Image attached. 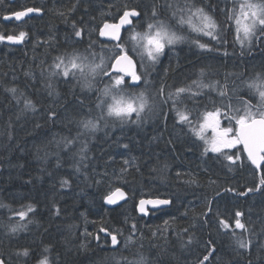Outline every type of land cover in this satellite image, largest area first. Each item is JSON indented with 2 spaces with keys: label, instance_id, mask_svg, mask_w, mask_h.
Segmentation results:
<instances>
[{
  "label": "trees",
  "instance_id": "trees-1",
  "mask_svg": "<svg viewBox=\"0 0 264 264\" xmlns=\"http://www.w3.org/2000/svg\"><path fill=\"white\" fill-rule=\"evenodd\" d=\"M124 2L4 0L0 4V15L23 7L42 9L40 16L28 17L20 25L12 23V27L0 19V34L18 35L20 30L27 33L21 44L0 42V201L14 211L29 203L35 208V212L29 214L32 223L19 221L8 208H0V259L6 264H23L25 260L27 264H37L42 256H48L51 264H134L143 256L145 264H197V260L212 252L205 264H264V192L236 194L258 184L260 174L245 156L243 163L238 161L229 170L223 157L217 159L215 154H203V142L186 126L176 123V115L170 111L171 102L156 119L144 120L139 125H120L112 121L105 126L100 121L97 131L77 136L82 131L79 120L95 119L99 115L95 107L98 93L81 90L75 81L66 83L62 77H50L44 70L49 69L57 55L70 53L73 47L84 52L90 35L99 41L98 28L105 21L112 22L117 7L122 8ZM130 2L138 5L142 12L147 11L145 20L151 17L154 0ZM157 2L164 4V0ZM225 2L198 0L210 12L215 10L214 15L221 24L224 16L219 9ZM227 2L230 4L229 0ZM73 5L74 10H70ZM165 15L168 13L162 7L161 19L166 18ZM73 24L82 29V39L75 37ZM227 39L226 45H216L212 51L202 50L190 42L179 49L172 48L169 74L160 83L168 85L183 71L193 74L194 66H198L196 69L204 72L198 79H208L218 88L227 84L228 89H232L242 87V80L254 79L257 73L264 72V44L256 43L251 52L245 49V54L241 55L233 37L229 35ZM94 50L97 55L107 53L99 43L94 45ZM178 53L185 55L181 65H177ZM167 55L165 59L159 58L155 65L146 62L147 71L141 70L144 78L154 70L161 71ZM49 83L52 95H49ZM184 86L188 85L178 83L171 91H166V96ZM11 88L17 89L16 98L8 91ZM197 90L203 92L195 98L199 103L184 94L187 97L184 103L194 121L205 106L212 110L213 101L219 106L222 99L211 88ZM244 94L247 95V89ZM227 99L223 98L225 102ZM25 100L32 102L34 111L25 110ZM53 111L56 116L50 119ZM65 137L75 139L70 150H65L62 142L57 144ZM124 144L128 147L124 148ZM85 146L86 158L80 161V149ZM132 158L139 171L129 168L124 181H117L116 176L125 166L123 161ZM177 172L181 173L179 177ZM193 178L197 183L188 182ZM65 179L69 183L62 186ZM116 186L126 191L128 199L120 206L106 208L103 197ZM228 188L235 192L225 191ZM142 195L144 198L163 195L172 199L173 204L141 217L135 204ZM209 200L214 202L213 211L205 225L201 214L207 211ZM217 209L225 218L234 217L236 210L243 213L241 219L249 233L237 229L236 238H250L249 249H239L230 232L217 230ZM165 220L169 221L166 232ZM16 222L27 223V227L12 234L9 228ZM133 222L137 224V231L133 242L125 248ZM101 224L123 230V236L118 237L117 250L110 249L109 238L107 243L101 239L99 244L94 238ZM232 226L234 228V223ZM86 231L93 236H85ZM189 235L191 244L187 243ZM23 248L30 250L29 257L16 255Z\"/></svg>",
  "mask_w": 264,
  "mask_h": 264
},
{
  "label": "snow or ice",
  "instance_id": "snow-or-ice-1",
  "mask_svg": "<svg viewBox=\"0 0 264 264\" xmlns=\"http://www.w3.org/2000/svg\"><path fill=\"white\" fill-rule=\"evenodd\" d=\"M2 3L4 0H0V4ZM162 7L168 13L164 19H161ZM74 8L75 5L70 10H74ZM214 11L210 12L203 4L198 3V0H164L162 6L157 0H154L151 17L145 20L144 17L148 16L147 11L142 12L138 5L131 3L130 0H125L122 8L117 7V15L113 17V21H105L102 27L98 28L101 40L92 39L90 35L88 48L84 52L73 47L70 53L57 55L49 69L44 71H48L50 77H62L66 83L75 81L81 90L98 93L95 107L99 110V115L95 119L82 118L79 120L78 124L82 131H79L77 136L97 131L100 121H103L105 126L112 121L119 122L120 125H139L145 119L142 113L159 114L157 109L159 108L162 112L163 107L168 106L171 102L170 111L175 113L176 123L186 126L197 140L203 142V154H215L217 159L223 157L227 161L229 170L238 161L243 163V157L246 156L247 161L260 174L258 184L249 187L246 192H237V195L246 196L254 191L264 192V72L257 73L254 79L242 80V87L234 86L232 89H228L227 84L219 88L215 83L205 84L202 79L193 80L191 85L176 88L167 96L161 87L157 93L159 99L157 96L150 97L146 88L140 89L142 80L145 85L148 83L141 74V70L147 71L146 62L155 65L165 52L166 47L190 42L202 50L212 51L216 45H226L227 37L230 35L234 42L240 46L241 55H244L245 49L251 52L254 44H264V0H231L230 4L226 0L224 7L219 9L224 16L223 24L214 15ZM41 12L42 9L36 6L23 7L20 10L3 13L0 15V19L8 22H20L25 21V18L32 13L40 14ZM60 14L64 15V13ZM73 31L76 38L82 39V29L73 24ZM26 35L27 33L23 30H20L18 35L0 34V42L6 40L8 44H21ZM97 43L100 44L101 49L107 50V53L99 54L98 60L94 50V45ZM225 55H227L226 51ZM203 75L204 72L201 70V77ZM99 84H102L103 87H97ZM48 87L49 95H52L51 83ZM204 88L217 91L222 99L219 106H216L213 101L214 108L212 110H208L205 106L204 111L194 121L191 118L192 113L184 103L187 99L184 94H189L194 103H199L195 98L203 95V92L197 89ZM244 89H247V95L244 94ZM8 91L13 93V97L16 98V88L8 89ZM224 97L228 98L227 102L223 100ZM233 99L236 103H233ZM29 109L34 111V105L30 100H25V110ZM55 116L54 111L49 114L50 119ZM222 120L228 121V124L222 126ZM61 142L65 150H70L71 146L75 144V139L65 137L57 144L59 145ZM123 147L127 148L128 145L124 144ZM234 149L236 151H233ZM86 151V146L80 149V161L86 158ZM123 163L125 166L121 168L120 175L116 176L117 181H124L129 168L135 167L139 171L135 158L125 159ZM180 175L181 173L177 172V176ZM99 182L97 181V183ZM188 182L197 183L194 178ZM68 183L69 181L65 179L62 181V186ZM225 191L235 192V189L228 188ZM219 195L218 192L217 196ZM127 199L126 191L119 186L110 190L103 197L106 205H117L120 201H127ZM213 203L209 200L207 211L201 214L205 218V225L209 223L207 217L213 211ZM172 204V199L163 195L155 198H144L142 195L138 203L135 204V209L141 216H148L150 212L155 214L156 211H162L164 206ZM0 208H8L10 212L19 217V221L32 223L29 214L34 213L35 208L30 203L22 205L19 210L14 211L10 205L0 201ZM56 211L59 215V209ZM242 216L243 213L236 210L234 217L225 218L224 213L217 209V230L226 234L230 232L234 238L237 237V229L242 230L243 233H249V228L242 222ZM27 223H13L9 228L10 233L15 234L24 230ZM125 223H127V219ZM164 225L166 232L169 221L165 220ZM136 231L137 224L133 222L131 233L125 240V248L133 242ZM184 232H188V229H184ZM99 233H104V237L102 238ZM84 235L92 237L93 233L86 231ZM153 235L155 236L157 233H153ZM177 235L182 239L179 233ZM119 236H123V230L107 228L101 224L94 238L99 244L101 239L107 243V239L110 237L113 249L117 250ZM187 243H192L191 235H189ZM251 243L250 238H236L239 249H249ZM45 251L48 249L46 248ZM16 255L27 258L30 255V250L23 248L18 250ZM211 255L212 252L204 255L203 259L197 260V264H205ZM0 264H6V261L0 259ZM23 264H27V261L25 260ZM37 264H51V261L48 256H42L37 260ZM129 264H133V262H129ZM134 264H145L144 257L141 256Z\"/></svg>",
  "mask_w": 264,
  "mask_h": 264
},
{
  "label": "rangeland",
  "instance_id": "rangeland-1",
  "mask_svg": "<svg viewBox=\"0 0 264 264\" xmlns=\"http://www.w3.org/2000/svg\"><path fill=\"white\" fill-rule=\"evenodd\" d=\"M230 1V3H231V0H229ZM166 17L168 16V15H165ZM188 43L189 42H184V43H178V44H176V45H174V46H171V47H166L165 48V50H167V52H164L161 56H160V58H166V54H168L167 55V59H166V61L163 63V68H162V70L161 71H158L157 72V70H154L153 71V73L152 74H150V75H148V76H146L144 79L145 80H147V84L145 85L144 83H143V81L141 82L143 85H142V87L140 88V89H147V94L151 97V96H157V93H158V91L161 89V87H163V89H164V94H165V96H166V91L168 90V91H171L173 88H175L176 87V85L178 84V83H180V84H182V83H185V84H187V85H191L192 84V81L193 80H197L198 78H200V75H201V72L198 70V69H196V68H198V66H194V67H196L195 68V70H193V74H192V72H190V73H188V72H182V73H180L179 74V76H175L172 80H171V82H169L168 83V85H166L165 86V84L163 85L162 83H160V81L162 80V78L163 77H166L168 74H169V69H170V62H169V54L172 52V48H177V49H179L180 47H182V46H187L188 45ZM176 49H174V51H175ZM169 52V53H168ZM173 53H175V52H173ZM176 54V53H175ZM179 54V56H178V60L180 61L177 65H181L183 62L181 61V59L183 60V59H185L184 58V54L183 55H181V53H178ZM163 56V57H162ZM165 56V57H164ZM98 58H99V55H97V60H98ZM210 68H212V66H211V63H209V64H207ZM149 66L150 65H148V70H150L151 68H149ZM196 71V72H195ZM192 74V75H191ZM187 78V79H186ZM190 78H193V79H190ZM202 79V78H201ZM202 81H203V83H205V84H212V83H214V82H212V81H210V80H208V79H202ZM157 99H159V97L157 96ZM157 112L159 113V114H149V113H142V115L143 116H145V119L144 120H153V119H156L157 117H159V115H160V109L158 108L157 109ZM221 123H222V126H226L227 124H228V122L226 121V120H222L221 121ZM208 135L210 136L211 135V133L209 132L208 133ZM233 151H235V149L233 150Z\"/></svg>",
  "mask_w": 264,
  "mask_h": 264
},
{
  "label": "water",
  "instance_id": "water-1",
  "mask_svg": "<svg viewBox=\"0 0 264 264\" xmlns=\"http://www.w3.org/2000/svg\"><path fill=\"white\" fill-rule=\"evenodd\" d=\"M40 16L41 15V13L40 14H36V13H32V14H30V16L29 17H31V16ZM26 18H28V17H26ZM25 18V19H26ZM14 22H16V21H14ZM20 22H22V21H20ZM17 23H19V22H17ZM98 37H99V34H98ZM99 39L101 40L102 38L101 37H99ZM5 42L7 43V41L5 40ZM14 45H18V44H14ZM245 158L247 159V157L245 156ZM253 167V166H252ZM139 201V200H138ZM138 201H137V203H138ZM125 201H120V203L119 204H117V205H106L105 203H104V200H103V203H104V206L106 207V208H109V209H112V208H115V207H117V206H120L121 204H123ZM136 203V204H137ZM150 207V206H149ZM167 207H169V206H164V208H167ZM163 208V209H164ZM137 212V211H136ZM137 214L139 215V216H141V214L140 213H138L137 212ZM141 217H147V216H141ZM103 237H104V233H100ZM109 246H110V249L111 250H114L113 249V247H112V245H111V240H110V237H109ZM118 246V245H117Z\"/></svg>",
  "mask_w": 264,
  "mask_h": 264
},
{
  "label": "flooded vegetation",
  "instance_id": "flooded-vegetation-1",
  "mask_svg": "<svg viewBox=\"0 0 264 264\" xmlns=\"http://www.w3.org/2000/svg\"><path fill=\"white\" fill-rule=\"evenodd\" d=\"M11 1H13V0H11ZM12 12V11H11ZM28 19V18H27ZM26 20V19H25ZM3 21V20H2ZM4 23H6V24H9L8 26H13L12 25V23H15V24H17V25H20L21 23H23L24 21H22V22H19V23H17V22H14V21H11V22H8V21H3Z\"/></svg>",
  "mask_w": 264,
  "mask_h": 264
}]
</instances>
